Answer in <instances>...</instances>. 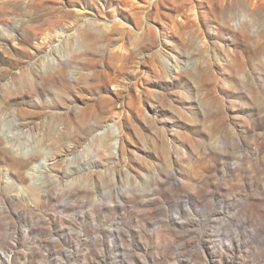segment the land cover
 <instances>
[{
    "label": "rangeland",
    "instance_id": "rangeland-1",
    "mask_svg": "<svg viewBox=\"0 0 264 264\" xmlns=\"http://www.w3.org/2000/svg\"><path fill=\"white\" fill-rule=\"evenodd\" d=\"M0 264H264V0H0Z\"/></svg>",
    "mask_w": 264,
    "mask_h": 264
},
{
    "label": "bare ground",
    "instance_id": "bare-ground-1",
    "mask_svg": "<svg viewBox=\"0 0 264 264\" xmlns=\"http://www.w3.org/2000/svg\"><path fill=\"white\" fill-rule=\"evenodd\" d=\"M101 38V36H96V35H94V36H92V39H94L95 40V42H98L97 40H99ZM146 45L147 46H149V47H152V46H154V42H153V40L151 39V40H147V43H146ZM146 47V46H145ZM136 53H137V51H133V52H131V55H132V57L133 56H135L136 55ZM160 58V57H159ZM163 61V60H162ZM48 62H50V59L49 58H45L44 59V64H46V66H48L47 65V63ZM43 72L45 73V71L43 70ZM62 74H63V70H61L60 72H58V74H57V76H47L46 78H44V80L45 79H48V80H52V81H54L55 79H59L61 82H65L66 83V85H68V86H73V85H75L76 87H79V88H84L83 86H82V79L83 78H81V79H78V81H76V83H70V82H67L66 81V76H62ZM45 75V74H44ZM42 77H44V76H42Z\"/></svg>",
    "mask_w": 264,
    "mask_h": 264
}]
</instances>
